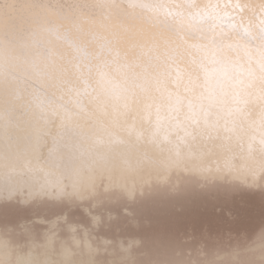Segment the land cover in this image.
<instances>
[{
    "label": "bare ground",
    "instance_id": "obj_1",
    "mask_svg": "<svg viewBox=\"0 0 264 264\" xmlns=\"http://www.w3.org/2000/svg\"><path fill=\"white\" fill-rule=\"evenodd\" d=\"M205 13L202 32L180 23ZM181 36L239 45L227 122L203 77L189 80ZM262 53L264 0H0V264H264V235L223 248L141 228L264 193V134L250 126Z\"/></svg>",
    "mask_w": 264,
    "mask_h": 264
},
{
    "label": "rangeland",
    "instance_id": "obj_2",
    "mask_svg": "<svg viewBox=\"0 0 264 264\" xmlns=\"http://www.w3.org/2000/svg\"><path fill=\"white\" fill-rule=\"evenodd\" d=\"M225 195L208 197L207 201L206 198L200 200L201 203L197 201L198 205L194 202L168 214L154 213L160 218L156 220L154 214L150 215L152 221L149 222V219L143 222L146 224L141 223V228L148 229V234L161 240L170 238L189 244L203 242L206 246L220 245L223 248L231 244L233 246L235 242L236 245L248 243L264 235V193L238 192Z\"/></svg>",
    "mask_w": 264,
    "mask_h": 264
},
{
    "label": "snow or ice",
    "instance_id": "obj_3",
    "mask_svg": "<svg viewBox=\"0 0 264 264\" xmlns=\"http://www.w3.org/2000/svg\"><path fill=\"white\" fill-rule=\"evenodd\" d=\"M207 16L208 14L205 13L195 20L187 22L180 21V23L182 26L186 23L189 31L195 30L202 32V26L206 23ZM182 46H186L185 50L190 54H192L194 50L191 62L195 64L198 69V72H195L196 80H192L193 73H189V80L191 83L195 84L201 76L203 77L204 90L207 93L205 99H207L209 106H220L223 118H225L227 122L228 118L232 117L234 112L240 111V109L231 106H228L225 111L224 107L226 105L225 98L228 95V86L230 84L235 86L242 82L240 78L241 68L238 65L239 52L237 49L239 45L226 43L222 37H213L207 39L206 42H191L181 36L180 43L177 44V49H180ZM229 50H231V52H236L235 59H233ZM261 58L264 59V53L261 54ZM258 63L260 62L258 61ZM260 71L264 73V63H260ZM178 75L183 76V73H178ZM249 75H251V73H249ZM234 76L236 77L235 80L233 79ZM261 79H264V76H261ZM237 100L238 97L233 98L234 103ZM258 100L261 109L260 115L258 121H250V126L259 127L262 134H264V94L260 95ZM209 115L210 112L206 109L205 116L207 117ZM215 115L216 119L212 121L213 127H215L219 119L222 118L220 113ZM232 123L234 124L235 121H232Z\"/></svg>",
    "mask_w": 264,
    "mask_h": 264
}]
</instances>
